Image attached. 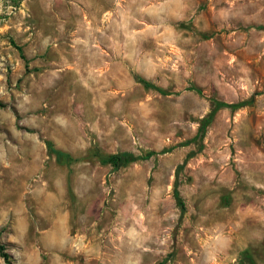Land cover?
<instances>
[{"label": "rangeland", "instance_id": "obj_1", "mask_svg": "<svg viewBox=\"0 0 264 264\" xmlns=\"http://www.w3.org/2000/svg\"><path fill=\"white\" fill-rule=\"evenodd\" d=\"M100 1L101 62L77 63ZM100 1L0 0L10 264H238L243 249L264 264V0ZM212 100L249 102L198 140ZM161 149L117 168L94 155Z\"/></svg>", "mask_w": 264, "mask_h": 264}, {"label": "trees", "instance_id": "obj_2", "mask_svg": "<svg viewBox=\"0 0 264 264\" xmlns=\"http://www.w3.org/2000/svg\"><path fill=\"white\" fill-rule=\"evenodd\" d=\"M17 49L19 51V56L21 58H23V55L20 52V48L17 47ZM133 77L139 83H141L144 87L153 88L156 91H158L159 93H163V94L167 93L166 91H164V90H162L156 86H153L151 83H149L148 81L142 79L141 77H139L135 74L133 75ZM248 102H249V100H241L238 102H226V101L212 100L211 109L200 120L199 128H198V131L196 133V137L198 138V140H200L202 138L206 125L211 121L214 113L218 109H220V108L236 109V108H239V107L247 104ZM44 144H45V148H46L47 153L53 154L56 162L61 163V162L69 161L71 159V157L68 153L63 152L59 149L53 148L50 141L45 140ZM164 151H165L164 149H161L159 151L149 150V151L142 153V154H134L133 152L127 151V150L117 151V152H113V153H109V154H103V153H99L98 151H95L94 155L97 157V160L101 164L111 163L114 166V168H117V167H119V166H121L127 162H131V161H135V160L148 159L149 157L154 156V155H156L160 152H164ZM186 156H189V154H187ZM186 156L183 159V161L177 165V169L183 165V163L186 159ZM172 197L174 199L175 205L177 206V208L179 210L178 217H177V222H178V221H180L182 213L184 211V204H183V201L179 195L176 181L173 183ZM0 257L3 259V261L6 264H10L9 254L5 251V248H4L2 243H0ZM238 264H256V263H255L254 259L252 258L251 254L248 252V250L243 249L239 253Z\"/></svg>", "mask_w": 264, "mask_h": 264}, {"label": "crops", "instance_id": "obj_3", "mask_svg": "<svg viewBox=\"0 0 264 264\" xmlns=\"http://www.w3.org/2000/svg\"><path fill=\"white\" fill-rule=\"evenodd\" d=\"M100 1V0H99ZM104 5L102 2L96 4L94 7V14L92 15V19L89 22H92V25L89 26L92 34L90 38L87 37H78L74 40V48L76 54V61L77 63H99L101 62V55L103 54V47L101 45V37L98 36L102 24V21L106 18L103 14L104 12ZM84 30V28H83Z\"/></svg>", "mask_w": 264, "mask_h": 264}]
</instances>
